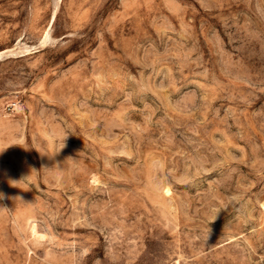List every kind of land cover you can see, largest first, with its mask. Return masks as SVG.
<instances>
[{"label": "rangeland", "instance_id": "374dc122", "mask_svg": "<svg viewBox=\"0 0 264 264\" xmlns=\"http://www.w3.org/2000/svg\"><path fill=\"white\" fill-rule=\"evenodd\" d=\"M2 50L0 264H264V0H0Z\"/></svg>", "mask_w": 264, "mask_h": 264}, {"label": "clouds", "instance_id": "9594fccd", "mask_svg": "<svg viewBox=\"0 0 264 264\" xmlns=\"http://www.w3.org/2000/svg\"><path fill=\"white\" fill-rule=\"evenodd\" d=\"M4 194L3 193H0V198H3Z\"/></svg>", "mask_w": 264, "mask_h": 264}, {"label": "bare ground", "instance_id": "6f19581e", "mask_svg": "<svg viewBox=\"0 0 264 264\" xmlns=\"http://www.w3.org/2000/svg\"><path fill=\"white\" fill-rule=\"evenodd\" d=\"M3 51H4V50L0 51V55L2 54ZM7 51H8V50H7Z\"/></svg>", "mask_w": 264, "mask_h": 264}]
</instances>
